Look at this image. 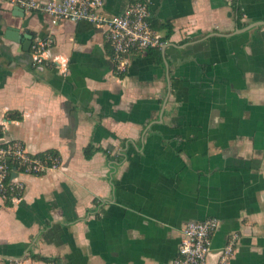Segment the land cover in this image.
Returning <instances> with one entry per match:
<instances>
[{"label": "crops", "instance_id": "obj_1", "mask_svg": "<svg viewBox=\"0 0 264 264\" xmlns=\"http://www.w3.org/2000/svg\"><path fill=\"white\" fill-rule=\"evenodd\" d=\"M138 1L162 45L121 76L102 29L0 2V125L61 161L0 198V264H172L183 228L208 218L205 264H264V0H103L102 14ZM19 24L28 52L2 38Z\"/></svg>", "mask_w": 264, "mask_h": 264}, {"label": "built area", "instance_id": "obj_2", "mask_svg": "<svg viewBox=\"0 0 264 264\" xmlns=\"http://www.w3.org/2000/svg\"><path fill=\"white\" fill-rule=\"evenodd\" d=\"M25 12H38L51 18L54 25L60 21L86 22L103 30L111 48V62L117 76L125 74L133 55L160 47L162 42L151 27L150 9L146 2L131 3L121 14H102L103 0H48L39 4L34 0H0ZM44 44L32 46L36 64H43ZM5 125H0V198L17 202L25 190L20 176H41L60 168V158L48 154H30L20 142L7 141ZM219 222L208 218L187 224L172 264H205L212 247V238ZM237 236H231L221 253V262L234 252Z\"/></svg>", "mask_w": 264, "mask_h": 264}, {"label": "water", "instance_id": "obj_3", "mask_svg": "<svg viewBox=\"0 0 264 264\" xmlns=\"http://www.w3.org/2000/svg\"><path fill=\"white\" fill-rule=\"evenodd\" d=\"M11 16L23 20L24 11L23 9L15 6ZM2 38L18 45L20 47V51L28 52L34 41V34L29 32L26 28H23V24L15 26L7 25L4 29Z\"/></svg>", "mask_w": 264, "mask_h": 264}, {"label": "trees", "instance_id": "obj_4", "mask_svg": "<svg viewBox=\"0 0 264 264\" xmlns=\"http://www.w3.org/2000/svg\"><path fill=\"white\" fill-rule=\"evenodd\" d=\"M151 27L154 28V25L152 23H151ZM8 117H10V116H8ZM93 153H94V151L90 147H86L83 150L84 159L89 160L90 157L93 155ZM45 154L52 155V156H55V157H58L59 158V156L57 155V153L47 152ZM4 202H5L6 205H11V200L9 198H6L4 200ZM30 258L32 260L40 261V262L45 263V264L55 263V259H50V258H46V257H42V256L31 255Z\"/></svg>", "mask_w": 264, "mask_h": 264}]
</instances>
